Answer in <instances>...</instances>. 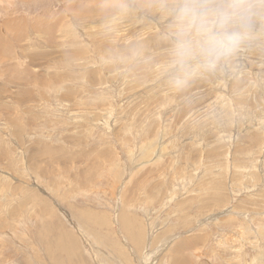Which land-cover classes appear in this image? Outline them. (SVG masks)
Listing matches in <instances>:
<instances>
[{
  "label": "rangeland",
  "instance_id": "rangeland-1",
  "mask_svg": "<svg viewBox=\"0 0 264 264\" xmlns=\"http://www.w3.org/2000/svg\"><path fill=\"white\" fill-rule=\"evenodd\" d=\"M106 4L0 0V264H264V50L177 94Z\"/></svg>",
  "mask_w": 264,
  "mask_h": 264
},
{
  "label": "clouds",
  "instance_id": "clouds-1",
  "mask_svg": "<svg viewBox=\"0 0 264 264\" xmlns=\"http://www.w3.org/2000/svg\"><path fill=\"white\" fill-rule=\"evenodd\" d=\"M105 29L129 17L158 26L162 59L140 38L109 49L104 62L125 70L138 63L154 71L177 94L196 79H235L244 53L264 50V0H107Z\"/></svg>",
  "mask_w": 264,
  "mask_h": 264
},
{
  "label": "bare ground",
  "instance_id": "bare-ground-1",
  "mask_svg": "<svg viewBox=\"0 0 264 264\" xmlns=\"http://www.w3.org/2000/svg\"><path fill=\"white\" fill-rule=\"evenodd\" d=\"M55 89H57V88H55ZM59 89V88H58ZM104 94V93H103ZM83 116V115H82ZM16 120V119H15ZM15 122V121H14ZM64 126V125H63ZM48 138V137H47ZM72 141V140H71ZM69 143V142H68ZM71 143V142H70ZM59 149V148H58ZM54 150V149H53ZM38 151V150H37ZM48 152V151H47ZM54 152V151H53ZM149 154V153H148ZM170 154V153H169ZM32 167V166H31ZM43 178H45V177H43ZM56 182H57V180H56ZM35 195V194H34ZM32 203V202H31ZM7 212V211H6ZM45 237V236H44ZM110 237V236H109ZM168 242V241H167ZM191 242V241H190ZM169 244V243H168ZM72 261V260H71Z\"/></svg>",
  "mask_w": 264,
  "mask_h": 264
}]
</instances>
